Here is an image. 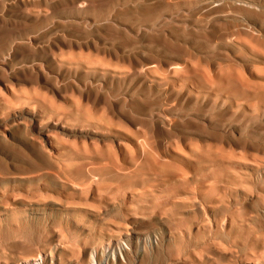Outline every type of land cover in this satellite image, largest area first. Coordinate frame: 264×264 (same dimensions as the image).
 Segmentation results:
<instances>
[{"label": "rangeland", "instance_id": "rangeland-1", "mask_svg": "<svg viewBox=\"0 0 264 264\" xmlns=\"http://www.w3.org/2000/svg\"><path fill=\"white\" fill-rule=\"evenodd\" d=\"M0 2V264H264V0Z\"/></svg>", "mask_w": 264, "mask_h": 264}, {"label": "bare ground", "instance_id": "bare-ground-1", "mask_svg": "<svg viewBox=\"0 0 264 264\" xmlns=\"http://www.w3.org/2000/svg\"><path fill=\"white\" fill-rule=\"evenodd\" d=\"M67 1H68V0H67ZM20 2H21V1H20ZM20 2H19V3H20ZM61 2H63V1H61ZM78 2H79V1H78ZM0 3H1V2H0ZM22 3H23V2H22ZM63 3H64V2H63ZM63 3H62V4H63ZM70 3H71V2H70ZM76 3H77V2H76ZM99 3H100V2H99ZM104 3H106V2H104ZM104 3H103V5H104ZM8 4H9V3H8ZM72 4H74V3H72ZM89 4H91V3H88V5H89ZM18 5L21 6V4H18ZM18 5H16V6H18ZM95 5H96V4H95ZM28 6H29V5H28ZM70 6H71V5H70ZM72 6H73V5H72ZM92 6H93V5H92ZM18 7H19V6H18ZM65 7H66V6H65ZM73 7H74V6H73ZM76 7H77V6H76ZM85 7H86V6H85ZM85 7H84V9H85ZM87 7H88V6H87ZM25 8H26V7H25ZM58 8H59V7H58ZM58 8H57V9H58ZM60 8H62V7H60ZM60 8H59V9H60ZM67 8H69V7H67ZM90 8H91V7H90ZM10 9H11V8H10ZM19 10H20V9H19ZM60 10H61V9H60ZM1 11H2V10H1ZM6 14H7V13H6ZM6 16H7V15H6ZM0 19H1V17H0ZM7 20H8V19H7ZM8 22H9V20H8ZM17 24H18V23H17ZM21 24H22V23H21ZM8 25L10 26V24H8ZM22 25H24V24H22ZM36 25H37V23H36ZM0 26H4V25H3V24H0ZM33 26H35V25H33ZM33 26H30V27H33ZM63 26H64V25H63ZM4 27H5V26H4ZM12 27H13V28L16 27L15 24H14V26H12ZM19 27H20V26H19ZM22 27L24 28V26H22ZM26 27H27V26H26ZM28 28H29V27H28ZM64 28H65V27H64ZM69 28H72V27H69ZM7 29H8V28H7ZM16 29H19L18 26H17ZM20 29H22V28H20ZM20 29H19V30H20ZM76 29H77V28H76ZM77 31H78V30H77ZM9 32H11V31L9 30V31H8V34H9ZM12 32L15 33V31H12ZM114 32H115V31H114ZM114 32H113V33H114ZM2 33H3V32H2ZM82 33H83V31H82ZM115 33H117V32H115ZM11 34H12V33H11ZM4 35H7V33L4 34ZM1 37H4V38H5V36H1ZM9 37H10V35H9ZM6 38H7V37H6ZM53 39H54V38H53ZM53 39H52V40H53ZM63 39H64V38H63ZM5 40H6V39H5ZM61 40H62V39H61ZM5 42H6V41H5ZM32 42H33V41H32ZM35 42H37V41H35ZM27 43H29V42H27ZM63 43H64V42H63ZM69 43H70V41H69ZM74 43H75V42H74ZM0 44H2V43H0ZM6 44H8V43H6ZM81 44H82V43H81ZM90 44H92V43H90ZM3 45H4V44H3ZM34 45H35V44H34ZM59 45H60V44H59ZM75 45H76V43L74 44V46H75ZM6 46H7V45H6ZM24 46H26V45H24ZM24 46H23L22 48H24ZM52 46H53V45H52ZM60 46H61V45H60ZM64 46H66V44H64ZM76 46H77V45H76ZM76 46H75V47H76ZM98 46H99V45H98ZM19 47L21 48V46H19ZM29 47H30V46H29ZM29 47H28V48H29ZM39 47H40V46H39ZM54 47H55V46H54ZM62 47H63V45H62ZM67 47H68V45H67ZM67 47H66V48H67ZM83 47H84V46H83ZM4 48H5V47H4ZM7 48H8V47H7ZM28 48H27V49H28ZM73 48H74V47H73ZM73 48H72V49H73ZM85 48H86V47H85ZM0 49H1V48H0ZM24 49H26V48H24ZM55 49H56V48H55ZM78 49H79V46H78ZM94 49H96V48H94ZM41 50H42V48H41ZM10 51H11V50H10ZM24 51H25V50H24ZM29 51H30V50H29ZM29 51L27 50L28 53H29ZM49 51H50V50H49ZM102 51H103V50H102ZM16 52H17V51H16ZM27 52H26V53H27ZM31 52H32L31 55H33V51H31ZM103 52H104V51H103ZM109 52H110V51H109ZM49 53H50V52H49ZM18 54H19V53H18ZM23 54H24V53H23ZM41 54H42V53H41ZM47 54H48V53H47ZM100 54H101V53H100ZM102 54H103V53H102ZM107 54H108V53H107ZM113 54H114V53H113ZM120 54H121V53H120ZM26 55H27V54H26ZM35 55H37V54L35 53ZM20 56H21V55H20ZM107 56H108V55H107ZM111 58H112V57H111ZM113 58H114V57H113ZM114 59H115V58H114ZM127 62H128V61H127ZM153 62H154V61H153ZM5 65H6V63H5ZM29 66H30V65H29ZM35 68H36V67H35ZM38 69H39V68H38ZM36 70H37V69H36ZM25 71H28L27 68L25 69ZM25 71H23V72L26 73ZM34 71H35V69H34ZM37 71L39 72V70H37ZM137 71H138V70H137ZM28 72L30 73L31 71H28ZM51 72H54V71H51ZM2 73H3V72H1L0 74H2ZM17 73H18V72H17ZM17 73H16V74H17ZM33 75H34V74H33ZM40 75H42V72H40ZM21 76H22V75H21ZM35 76H37V74H36ZM1 77H2V76H1ZM24 77H25V76H24ZM24 77H21V78H24ZM30 77H31V81H33L32 78L34 79V77L31 76V74H29L28 78H27V76H26V79L29 80ZM40 78H41V77H40ZM1 80H2V78H1ZM13 80H14V79H13ZM21 80H22V79H21ZM42 80H43V79H42ZM26 81H27V80H26ZM39 81H40V80H39ZM21 82H22V81H21ZM2 83H4V82H2ZM5 83H6V82H5ZM31 83H32V82H31ZM0 84H1V82H0ZM49 84H50V83H49ZM1 85H2V84H1ZM4 85H5V84H4ZM32 85H33V84H32ZM46 85H47V84H46ZM51 86H52V85H51ZM42 88H43V86H42ZM44 88H45V87H44ZM50 89H52V88L50 87ZM46 90H48V89H46ZM54 91L56 92L55 89H54ZM87 95H88V94H87ZM94 95H95V94H94ZM94 95H93V96H94ZM86 97H87V96H86ZM1 122H2V121H1ZM14 130H15V129H14ZM16 130H18V129H16ZM20 130H22V129H20ZM19 133H20V131H19ZM17 136H18V134H17ZM3 141H4V140H3ZM5 142H6V141H5ZM31 142H32V141H31ZM34 143H35V142H34ZM37 143H38V142H37ZM7 144H9V143L7 142ZM29 144L31 145V143H29ZM32 144H33V142H32ZM2 145H3V144H2ZM38 146H39V143H38ZM8 147H9V146H8ZM8 147H7V148H8ZM36 147H37V146H36ZM3 148H4V147H3ZM7 148H6V149H7ZM32 148H33V146H32ZM35 151H36V150H35ZM38 152H39V151H38ZM36 153H37V152H36ZM40 153H41V152H40ZM41 156H42V154H41ZM43 156H44V155H43ZM45 157H46V156H45ZM47 163H48V162H46L45 164H47ZM50 166H51V165H50ZM50 166H48V169H49L48 171H50V169H51ZM52 166H53V165H52ZM52 166H51V167H52ZM111 167H112V166H111ZM42 169H43V168H42ZM44 169H45V168H44ZM44 169H43V171H44ZM40 170H41V169H40ZM52 170L54 171V168H53ZM52 170H51V173H54ZM39 172H40V171H39ZM8 173H9V172H8ZM27 173H28V172H27ZM27 173H26V174H27ZM37 173H38V170H37ZM43 173L46 174L47 172H46V173L43 172ZM11 174H13V173H11ZM31 174H32V173H31ZM31 174L29 175L28 178H30ZM34 174H35V173H34ZM18 175H19V174H18ZM24 175H25V174H24ZM54 175H55V173H54ZM2 176H3V175H1V177H2ZM5 176H6V174H5ZM8 176H9V175H8ZM8 176H6V177H2V178H6V179H7V178H11V177H8ZM11 176H14V175H11ZM15 176H16V175H15ZM21 176H22V175H20L19 177H21ZM25 176L27 177V175H25ZM38 176H39V175H38ZM16 177H17V176H16ZM16 177H15V178H16ZM23 177H24V176H23ZM34 177H37V176H34ZM32 178H33V177H32ZM56 178L58 179V177H56ZM54 179H55V178H54ZM12 180H13V179H12ZM52 180H53V179H52ZM0 181H1V179H0ZM55 181H56V180H55ZM70 188H71V187H70ZM148 239H149V238H148ZM120 246H122V245H120ZM138 250H139V249H138ZM20 260H21V259H20ZM109 261H112V260H109ZM93 262H94V261H93ZM113 263H114V262H113Z\"/></svg>", "mask_w": 264, "mask_h": 264}]
</instances>
